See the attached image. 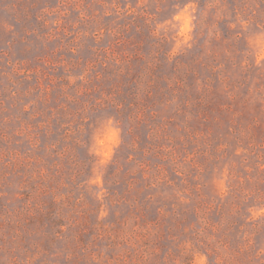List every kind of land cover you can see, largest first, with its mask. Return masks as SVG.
Here are the masks:
<instances>
[{
	"label": "rangeland",
	"instance_id": "obj_1",
	"mask_svg": "<svg viewBox=\"0 0 264 264\" xmlns=\"http://www.w3.org/2000/svg\"><path fill=\"white\" fill-rule=\"evenodd\" d=\"M196 1L0 0V264H264V1Z\"/></svg>",
	"mask_w": 264,
	"mask_h": 264
},
{
	"label": "trees",
	"instance_id": "obj_2",
	"mask_svg": "<svg viewBox=\"0 0 264 264\" xmlns=\"http://www.w3.org/2000/svg\"><path fill=\"white\" fill-rule=\"evenodd\" d=\"M191 2L193 1V2H199V1H196V0H190ZM250 0H245V6L247 7V4H248V2H249ZM252 1V0H251ZM257 1V0H256ZM260 1H264V0H260ZM210 2V4L211 5H213V3L215 2V0H210L209 1ZM250 6V5H249ZM211 253L209 252L208 253V256L210 255Z\"/></svg>",
	"mask_w": 264,
	"mask_h": 264
}]
</instances>
